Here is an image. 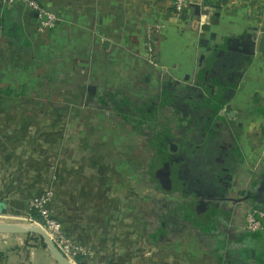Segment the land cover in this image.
Returning <instances> with one entry per match:
<instances>
[{
	"label": "crops",
	"instance_id": "1",
	"mask_svg": "<svg viewBox=\"0 0 264 264\" xmlns=\"http://www.w3.org/2000/svg\"><path fill=\"white\" fill-rule=\"evenodd\" d=\"M36 1L0 0V217L51 191L87 264H264V0ZM19 236L0 264H58Z\"/></svg>",
	"mask_w": 264,
	"mask_h": 264
},
{
	"label": "built area",
	"instance_id": "2",
	"mask_svg": "<svg viewBox=\"0 0 264 264\" xmlns=\"http://www.w3.org/2000/svg\"><path fill=\"white\" fill-rule=\"evenodd\" d=\"M19 1H24L30 9L37 12L43 18L40 31L54 28L59 22V18L56 15H54L36 0H1L3 6L5 7H11ZM175 4L178 13H182L187 5L186 0H177ZM147 59L151 63L155 64L154 50L151 46V43L148 46ZM52 200L53 193L51 191H47L41 196L32 198L29 202L30 210L37 211L41 217V220L35 219L32 216H30V218H26V220L28 221V224H36L42 227L49 237L54 241L62 254L72 264H78V257L87 256L89 252L86 248H84V246L74 241L66 233L63 222L52 214L50 210ZM245 226L247 231L252 233L264 231V211L257 209L253 211V213H250L246 219Z\"/></svg>",
	"mask_w": 264,
	"mask_h": 264
},
{
	"label": "water",
	"instance_id": "3",
	"mask_svg": "<svg viewBox=\"0 0 264 264\" xmlns=\"http://www.w3.org/2000/svg\"><path fill=\"white\" fill-rule=\"evenodd\" d=\"M196 9H200V5H195ZM220 17V13L216 14ZM206 42L205 39L201 41V44ZM256 47V46H255ZM259 50L264 52V35L261 37ZM92 130V129H91ZM8 213L7 204L0 202V216H5ZM0 235H38L45 242L50 255L58 264H72L58 249L54 241L49 237L46 231L36 224H20V223H2L0 222Z\"/></svg>",
	"mask_w": 264,
	"mask_h": 264
},
{
	"label": "rangeland",
	"instance_id": "4",
	"mask_svg": "<svg viewBox=\"0 0 264 264\" xmlns=\"http://www.w3.org/2000/svg\"><path fill=\"white\" fill-rule=\"evenodd\" d=\"M255 162L253 163H248V167L250 170L252 171H257V168L259 166L260 163H262V160L264 159V148H262L261 146H258L256 149V153H255ZM31 214L25 216V217H20L18 219H11V218H6V217H0V222L2 223H20V224H28V221L26 220V218H30ZM58 219V218H57ZM61 221V220H60ZM8 237L5 240L8 241V239H10L11 237H21L19 235H15V236H11V235H2V237ZM30 237V243L32 245H34V243H39L40 244V236L38 235H29ZM12 239V238H11ZM41 245V244H40ZM83 257V256H82Z\"/></svg>",
	"mask_w": 264,
	"mask_h": 264
},
{
	"label": "trees",
	"instance_id": "5",
	"mask_svg": "<svg viewBox=\"0 0 264 264\" xmlns=\"http://www.w3.org/2000/svg\"><path fill=\"white\" fill-rule=\"evenodd\" d=\"M30 214L35 219L41 220V217L39 216V214L37 213V211L31 210L30 211ZM39 240H40V244L48 251V248H47L45 242L43 241V239H39ZM77 262H78V264H87L86 261L81 256L78 257Z\"/></svg>",
	"mask_w": 264,
	"mask_h": 264
},
{
	"label": "flooded vegetation",
	"instance_id": "6",
	"mask_svg": "<svg viewBox=\"0 0 264 264\" xmlns=\"http://www.w3.org/2000/svg\"><path fill=\"white\" fill-rule=\"evenodd\" d=\"M123 113H125V112H123Z\"/></svg>",
	"mask_w": 264,
	"mask_h": 264
}]
</instances>
